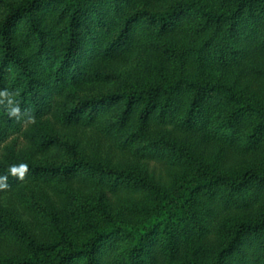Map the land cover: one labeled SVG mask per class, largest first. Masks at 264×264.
Returning <instances> with one entry per match:
<instances>
[{"label": "trees", "instance_id": "trees-1", "mask_svg": "<svg viewBox=\"0 0 264 264\" xmlns=\"http://www.w3.org/2000/svg\"><path fill=\"white\" fill-rule=\"evenodd\" d=\"M0 7V197L24 182L91 191L71 228L45 223L47 240L0 212V234L21 248L0 264H264V154L231 170L220 156L264 152V0ZM138 52L153 57L146 71L104 91L107 63ZM17 101L19 119L8 114ZM71 127L94 129L134 163L88 157L60 134ZM52 152L58 161L37 159ZM20 163L23 178L10 172Z\"/></svg>", "mask_w": 264, "mask_h": 264}, {"label": "rangeland", "instance_id": "rangeland-1", "mask_svg": "<svg viewBox=\"0 0 264 264\" xmlns=\"http://www.w3.org/2000/svg\"><path fill=\"white\" fill-rule=\"evenodd\" d=\"M5 2H17L19 0H2ZM169 2L156 4L153 10H164ZM2 17V8L0 7V18ZM153 59L152 55L145 52H138L130 57H122L115 61L107 63L106 71L112 75V80L103 90H109L122 83L133 82L138 79L142 72L146 71ZM257 61L264 64V56L259 55ZM62 137L71 143L76 144L78 150L88 155V157L108 160L112 165H126L134 162L126 155L117 153L109 144V141L97 133L92 128L71 127L60 131ZM203 152L207 155L218 154L219 146L205 141H200ZM262 151L254 153H240L236 150L224 151L220 153L222 159V168L225 170L235 169L247 165L252 160L261 157ZM38 160L44 162L58 161L56 154L49 153L46 156H38ZM71 194L60 195L50 186L41 183H22V187L17 192H11L0 197V212L2 215L13 221L21 229L31 232L40 240H47L50 235L47 232L45 223L50 218H55L68 228H71L74 221L70 218V213L81 207L89 208L91 191L77 184H72ZM35 205L38 210L32 211L26 203ZM108 211L117 215L118 209L110 205ZM93 215V213H92ZM17 239L10 233L8 236L0 234V256H10L21 251L16 241Z\"/></svg>", "mask_w": 264, "mask_h": 264}, {"label": "clouds", "instance_id": "clouds-1", "mask_svg": "<svg viewBox=\"0 0 264 264\" xmlns=\"http://www.w3.org/2000/svg\"><path fill=\"white\" fill-rule=\"evenodd\" d=\"M0 95H8V89H0ZM13 100H15V97L12 98V100L9 101V103L11 104L13 102ZM25 113H27V109L24 110V112L22 113L21 110V105L20 103L17 101L12 107H10L8 109V114L10 116L16 117L17 119L21 118V116H24ZM28 119H32L31 116L27 117ZM28 170V164L27 163H20V164H13L10 166V172L12 175H17L19 176V178H23L25 172H27ZM7 179L8 177L5 176H0V188H7L8 184H7Z\"/></svg>", "mask_w": 264, "mask_h": 264}]
</instances>
